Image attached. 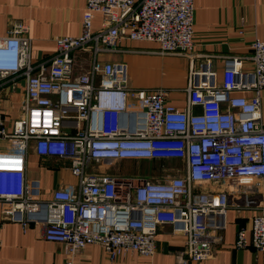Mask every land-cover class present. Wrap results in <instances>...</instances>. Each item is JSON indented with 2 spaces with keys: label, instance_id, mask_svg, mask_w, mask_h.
I'll use <instances>...</instances> for the list:
<instances>
[{
  "label": "built area",
  "instance_id": "1",
  "mask_svg": "<svg viewBox=\"0 0 264 264\" xmlns=\"http://www.w3.org/2000/svg\"><path fill=\"white\" fill-rule=\"evenodd\" d=\"M96 13L101 22L94 30ZM193 33V0H86L80 33L56 36L55 53L32 61L29 27L14 22L0 36V98L19 79L24 87L10 128L0 110L2 221L23 229L41 224L46 240L64 245V264H74L89 244L111 260L127 251L151 257L162 224L184 236L181 262L211 257L233 204L230 193L241 180L264 183V39L253 40L250 56L227 59L220 83L205 66L192 69L182 109L167 102L163 87L131 90L126 64L99 58L123 51L122 40L156 42L160 54H191ZM76 53H87L88 62L78 63ZM245 59L251 69L242 68ZM133 92L138 107L130 108ZM30 148L66 158L75 187L41 200L38 180L26 175ZM124 159L181 165L159 178L101 169ZM241 188L246 193L251 185ZM255 208L234 247L262 252L264 206Z\"/></svg>",
  "mask_w": 264,
  "mask_h": 264
},
{
  "label": "crops",
  "instance_id": "2",
  "mask_svg": "<svg viewBox=\"0 0 264 264\" xmlns=\"http://www.w3.org/2000/svg\"><path fill=\"white\" fill-rule=\"evenodd\" d=\"M86 0H0V36L6 35L14 22L25 23L31 38V60L50 58L55 53L56 36L76 35L81 30V17ZM194 33L191 54H160L156 42L122 40L118 49L123 51L103 53L102 61L123 62L128 70L138 67L141 61L145 74L142 84L129 85L131 90H148L163 87L168 90L167 102L182 109L186 107V87L192 69L206 67L215 73L220 83L225 61L229 58L247 57L252 54L251 43L255 38L264 39V0H193ZM101 14L96 13L93 28L100 26ZM87 53H76L78 63ZM243 69H251L245 59ZM24 81L19 79L15 89L6 88L0 98V110L7 126L19 115ZM128 106L138 107L134 92L129 94ZM198 107H193L197 110ZM261 110L264 115V88L261 91ZM137 162L150 160L124 159L118 167L101 165L110 173H138L130 171ZM120 163V164H119ZM120 165L130 166L122 170ZM132 169V168H131ZM26 175L38 180L40 199L48 200L58 188L75 187L77 178L71 173L66 158L42 157L30 148L27 152ZM250 184L246 193L241 188ZM239 190H233V204L225 213V226L220 243L213 254L200 262H181L184 236L174 232L170 224H162L156 234V251L151 257H142L127 251L111 260L97 244L86 245L75 254L74 264H264V251L258 252L250 245L234 247L240 227L249 228L255 207L264 206V183L258 179L241 180ZM7 204L0 201V264H64L67 260L62 243L48 241L43 236L41 224H20L2 221V210Z\"/></svg>",
  "mask_w": 264,
  "mask_h": 264
},
{
  "label": "rangeland",
  "instance_id": "3",
  "mask_svg": "<svg viewBox=\"0 0 264 264\" xmlns=\"http://www.w3.org/2000/svg\"><path fill=\"white\" fill-rule=\"evenodd\" d=\"M85 58L87 59L86 55H83V58H82L83 63H84ZM79 63H81V61ZM136 63L138 64V67L133 68L132 70L131 69L128 70V84L129 85L142 84L145 78L143 69L142 67H140L141 61L139 60ZM180 165H181V162L178 160H162V161H151V162H137L132 167L126 166V165H120V168L122 170H126L128 169V167H130L129 168L130 171L133 170L142 175L161 177L162 175L166 173L172 172L170 171V168L179 167ZM116 167H118V163L110 165V168H116Z\"/></svg>",
  "mask_w": 264,
  "mask_h": 264
}]
</instances>
